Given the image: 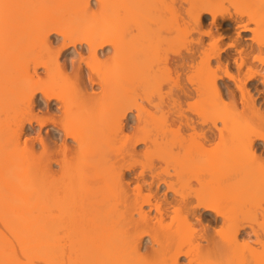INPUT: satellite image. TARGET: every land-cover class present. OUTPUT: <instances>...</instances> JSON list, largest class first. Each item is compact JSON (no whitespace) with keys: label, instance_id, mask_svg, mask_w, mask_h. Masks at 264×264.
<instances>
[{"label":"bare ground","instance_id":"6f19581e","mask_svg":"<svg viewBox=\"0 0 264 264\" xmlns=\"http://www.w3.org/2000/svg\"><path fill=\"white\" fill-rule=\"evenodd\" d=\"M93 1L0 0V264H264V240L251 217L253 210L264 214V156L257 153H264V90L259 88L264 86V32L258 36L248 23L264 21V5L257 4L264 0H248L255 4L234 14L224 10L229 0H184L186 14L200 32L209 17L212 29L199 33L187 52L169 57L166 68L160 64L163 57L156 59L162 56L156 34L165 21L160 11L165 0ZM143 14L154 19L129 20ZM245 17L248 22L243 23ZM233 27L238 35L228 45L234 52H227L225 34ZM247 31L253 37L241 35ZM205 36L213 38L208 45ZM79 46L90 58L79 52L71 67L61 63V55ZM157 61L161 72L166 69L171 76L165 137L150 134L143 123L153 112L135 103L129 91L138 82L149 88L145 95L151 98L148 93L160 71ZM141 65L146 70L138 72ZM96 85L99 92L92 90ZM39 96L46 117L36 113ZM111 96L114 103L95 106ZM215 99L223 101L221 106ZM230 104L233 111H227ZM55 108L59 119L51 114ZM133 114L137 125L131 124ZM46 120L64 131V137L54 140L57 148L46 151L43 138L40 153L22 145L27 126ZM124 132L122 152L106 149L107 143L116 147V135ZM141 144L147 146V157L157 155L165 164L184 168L174 173L183 182L174 180L179 185L199 182L198 191L195 186L185 189L189 196L196 190L194 198L177 195L179 186L169 181L175 175L166 166L150 175L141 168L134 172L133 157ZM51 157L60 167L56 173ZM226 183L233 201L249 207L250 225L241 219L244 211L223 210L226 205L220 201H231L229 196L219 199ZM179 216L191 228L190 221L199 223L203 228L194 227L203 230L197 232L207 244L191 236L193 242H188L185 234L184 240L177 231H183L182 219L174 228ZM167 217L173 222L168 224ZM219 223L222 228L216 229ZM198 235H193L196 240ZM146 237L150 240L144 250Z\"/></svg>","mask_w":264,"mask_h":264},{"label":"rangeland","instance_id":"374dc122","mask_svg":"<svg viewBox=\"0 0 264 264\" xmlns=\"http://www.w3.org/2000/svg\"><path fill=\"white\" fill-rule=\"evenodd\" d=\"M95 1V0H94ZM93 1V2H94ZM186 1V0H185ZM184 0H165V7H163L160 11H161V13L163 14V13H165V14H163V15H165V23L163 22V23H160V24H158V26H159V28H157V29H159L158 30V32H157V38H158V47H159V49H160V55H162V56H158V57H156V59L157 58H160L161 59V57H163L161 60V63L160 64H162V63H165V68H166V64H167V62L172 58V57H174V56H176V54L178 53V52H180L181 53V51H182V53H185V52H187L189 49H191V47H194L195 45H194V43L196 42L195 41V39L196 38H198V36L200 35L199 33H201V35H202V33L205 31V30H211L212 29V24H211V19H210V17H209V19H207V21L205 22V24L203 25V32H200L201 30V28L199 27V25H197V24H195V22H191V20L192 19H190L188 16H187V14H186V11H185V9H186V7L188 6L187 5V2H185ZM223 1V0H222ZM227 1V0H226ZM238 0H234L233 1V3L235 2H237ZM250 1V0H249ZM248 0H247V4L245 3V4H241V2H240V4L241 5H235V4H232V0H229V3H223V7H224V10H226L227 8H228V10L230 11V13H236L235 11L236 10H242L241 8H246V7H250V6H252V5H254L255 3L254 2H257V0L256 1H254V2H249ZM259 1H261V0H259ZM96 2V1H95ZM94 2V3H95ZM150 2V1H149ZM225 2V1H224ZM249 2V3H248ZM258 4V6H263L264 5V1H261V2H259V3H257ZM238 6V7H237ZM262 8H264V6L262 7ZM228 10H226V12L228 11ZM184 12H185V14H184ZM229 13V12H228ZM107 14V13H106ZM140 14H142V13H140ZM138 15V14H137ZM144 15V14H143ZM183 15V16H182ZM185 15V16H184ZM108 16V15H107ZM104 18H107V17H105V15H104ZM246 18V17H245ZM244 18V19H245ZM149 19H151L150 21H152L153 19H154V17H153V19L152 18H149V16H133V17H131L129 20H134V21H139V22H141V21H149ZM156 19V18H155ZM248 18H246L245 19V21L243 22V23H246V22H248V20H247ZM149 21V22H150ZM193 21V20H192ZM130 22V21H129ZM147 23V22H146ZM210 25H209V24ZM249 26H250V28H252V29H256V34L259 36V35H261L263 32H264V28H262V27H264V21L262 20V22L260 21H258L257 23L255 22V21H251V20H249ZM260 23V24H259ZM142 24V23H141ZM152 24H153V22H152ZM156 24V23H155ZM130 26V28H132L133 26L131 25V23L129 24ZM153 26V25H152ZM259 26V27H258ZM135 28H136V26H134ZM133 27V28H134ZM153 27H155V26H153ZM210 28V29H209ZM260 29H262V30H260ZM156 30V29H155ZM213 32H214V34L215 35H217V32H216V30H215V28H213ZM134 31H136V29L134 30ZM161 31V32H160ZM253 34H254V32H252V31H247V32H243V33H241V35H245V36H252L253 37ZM264 34V33H263ZM226 35V37H225V40H224V43H223V46H225V48H227L228 50H227V52H229V51H232L233 50V52H234V49L233 48H231V47H229V43L232 41V38L231 37H233V36H236V35H238L237 34V30L235 29V27H233V28H231L229 31H227V33L225 34ZM55 36H53V38H54ZM156 37V36H155ZM57 38H60V37H57ZM155 39V38H154ZM204 39H205V45H208L211 41H212V37H208V36H205L204 37ZM60 40V39H59ZM156 40V39H155ZM155 42V41H154ZM56 44V43H55ZM56 45H60V43H57ZM55 45V46H56ZM154 45H156V44H154ZM155 47V46H154ZM153 48V47H152ZM158 49V48H157ZM87 50H86V48L85 49H83L81 46H79L78 47V49H74V48H72V49H70L69 51H67L66 53H65V55H61V57H60V60H61V63H65V62H68L69 63V65H70V67L72 66V60L73 61H78L77 59H78V57H79V52L81 53V52H83V54H85L84 56H87V57H89V55H88V53L86 52ZM158 52V53H159ZM175 52V53H174ZM175 54V55H174ZM164 55V56H163ZM173 55V56H172ZM86 57V58H87ZM164 57H165V59H164ZM169 57H170V59H169ZM72 58H74V59H72ZM90 58V57H89ZM71 60V61H70ZM164 60H165V62H164ZM168 60V61H167ZM115 61H117V60H115ZM115 61H111V62H115ZM110 62V63H111ZM118 62V61H117ZM109 63V65L107 66V67H110V65H111V67H112V64L113 63H111L110 64ZM144 64V63H143ZM159 64V61H157V66H158V69L156 68V66H155V69H157V70H160V71H158V77H156L155 79H154V86H152V88H150L151 90H152V92H150V93H148L150 96H151V98L147 95H145V93H146V91L148 90L149 91V88L148 87H144V86H140L139 84H136V83H138V82H136L135 84H130L129 86V91H130V96L132 97V98H134L133 96H135V98L133 99V101L135 102V103H137V104H144V106H146V107H150V109H151V111L153 112H151L152 114L149 116V118L147 119V121L146 122H144L143 124H147V126H149V131L151 132V131H153V132H151L150 134L151 135H153L154 136V134H156L157 135V137L159 136V137H161V136H163V137H165V106H166V102H168L169 100V96H168V92H169V85H171L170 83V77L171 76H169L170 74L168 73V71L166 70V69H164V71L163 72H161L163 69H162V67H164V64H162V65H160ZM83 65H85V64H83ZM148 65V64H147ZM147 65L145 66V67H147ZM156 65V64H155ZM114 66V65H113ZM144 65H141V69L138 71V72H141V70L143 71V69H144V67H143ZM149 66V65H148ZM162 66V67H161ZM86 67V66H85ZM152 67H153V64H152ZM88 70V69H87ZM144 70H146V68L144 69ZM169 74H167V73ZM38 73L40 74V76L39 77H41L42 79L44 78V70L42 69V68H40L39 69V71H38ZM159 73H161V74H159ZM185 73V72H184ZM183 73V75L182 76H184L183 77V79H182V81H184V82H186V73L184 74ZM175 75V74H174ZM173 74H172V76L173 77H176V75L174 76ZM185 78V79H184ZM112 80V79H111ZM181 81V82H182ZM135 82V81H134ZM255 83H257V81H255ZM169 84V85H168ZM231 84H233L232 82H231ZM136 85V86H135ZM137 85H138V87H137ZM97 86V87H96ZM95 86V88L94 89H92V90H95V89H97V90H95L96 92H99L100 90H101V86L100 85H96ZM168 86V87H167ZM133 88H134V90H133ZM145 88H146V91H145ZM259 88L261 89V90H264V86L263 85H259ZM136 90V91H135ZM133 91V92H132ZM144 92V93H143ZM135 93V94H134ZM143 96H142V95ZM142 97H143V99H142ZM42 98H41V96H39V103L38 104H40L41 103V105H38L36 108H37V110H36V113H39L38 115L40 116V117H46L47 116V110L44 108V103H42V102H44L43 100H41ZM112 99V100H111ZM111 99H109L108 101H105V100H98V101H96V103H95V106H98V107H103L104 106V104H107V105H110L109 103H114L115 101H116V97H114V99L112 98V96H111ZM113 100H114V102H113ZM139 101V103H138V101ZM145 100V101H144ZM218 99H215V101L217 102V106H218V104H220L221 102L223 103V101L222 100H218ZM260 100V99H259ZM137 101V102H136ZM147 101V102H146ZM191 101H192V99H191ZM190 101V102H191ZM193 101H195V100H193ZM261 101H262V99H261ZM148 102H149V105H148ZM216 102H214L213 101V103H215L216 104ZM226 102H227V100H226ZM150 103H152V104H150ZM166 103V104H165ZM221 103V104H222ZM53 104H55V105H58L59 103H56V102H53ZM221 104L219 105V106H221ZM103 105V106H102ZM106 105V106H107ZM157 105V106H156ZM159 105V106H158ZM228 105V104H227ZM231 105V104H230ZM56 107V106H55ZM148 107V108H149ZM158 107V108H157ZM159 107H160V109H159ZM228 107V106H227ZM226 107V108H227ZM39 108V109H38ZM226 108H225V110H223L222 108H220V112H227V111H233L234 109V107L231 105L229 108L230 109H228L227 108V111H226ZM241 105L239 106V109L241 110ZM45 109V110H44ZM53 110V109H52ZM57 111H59V109H54V112L52 113L51 112V114H53V117L55 118H57V119H59L58 117H60V111L59 112H57ZM218 111V112H219ZM56 112V113H55ZM135 113H137V110H135L134 111ZM217 112V113H218ZM55 113V114H54ZM134 113V114H135ZM191 113V112H190ZM217 113H215V114H217ZM57 114H59V115H57ZM132 115L133 116V121L131 122V124H134L133 122H135V124L137 125V123H138V120L135 118V115ZM219 114H221V113H219ZM246 114V113H245ZM248 114V113H247ZM45 115V116H44ZM56 115V116H55ZM68 116H70V115H68ZM72 116H73V114H72ZM72 116H70V117H72ZM193 116V115H192ZM213 116V115H212ZM220 116V115H219ZM219 116H217V117H219ZM214 117V116H213ZM55 118V119H56ZM136 120V121H135ZM209 120H210V118H209ZM209 120H208V122H209ZM213 120V119H212ZM215 120V119H214ZM213 120V121H214ZM53 121V122H52ZM46 120L44 123H43V125H40L39 123H37V122H34L32 125H28L27 126V129L24 131L25 133H23V135H22V138H21V140H22V145H28L30 148L31 147H33L34 148V150H36L37 151V153H40V152H42L43 150H44V146H42L41 145V138H43L42 140H44V142H45V149H46V151H48V152H51V150H54V148L53 147H55L54 146V144H56V142H54V140H55V138H57V137H59V138H62V137H64V131L60 128V126L59 125H57V123L54 121V120ZM213 121H211V122H213ZM216 121H217V119H216ZM217 123H218V126H222V123L219 121V119H218V121H217ZM219 123H221V125L219 124ZM134 124V125H135ZM142 124V125H143ZM166 127H167V124H166ZM175 128V127H174ZM148 129V128H147ZM126 132H129V131H126ZM126 132H124L123 134L122 133H118L117 135H116V138L115 137H113V136H111L112 137V139L113 138H115V143H116V147H114V143L113 144H109L110 145V147H111V145H112V147H111V149H110V147H109V145H108V143H107V148L106 149H109V151H111L112 150V152H115V151H113V150H116V153H120V152H122L123 150H124V147H123V145H124V143H123V137H124V134H127ZM186 133V132H185ZM162 134V135H161ZM187 134H189L188 132H187ZM60 135V136H59ZM46 140V141H45ZM53 141V142H52ZM67 141H68V143L70 144H72L73 142H72V139H67ZM63 141H61L60 143H62ZM56 148H57V146H56ZM55 148V149H56ZM145 148V149H144ZM123 149V150H122ZM146 150L147 149V146L145 145V144H141V145H137L136 146V151H137V153L135 154L136 156L135 157H133L134 158V160L133 161H137L136 163H135V173L136 172H138L139 170H140V168H141V170L143 169H145L147 172H145L146 173V175L149 173V175H150V173L151 172H153V169L154 170H158V171H160V170H162V171H165L166 169H164V167L166 166V168H167V171H171V172H169V173H171V176H173V175H175V176H177L179 173H182V171L184 170V168H179V167H176V163H174L175 164V166H173L172 164H171V166H170V162L167 164V162H166V164L168 165V167H167V165L165 164V158L163 159V158H161V156H159L161 159H157V155H155L153 158L151 157H147L145 154H143L144 153V150ZM122 150V151H121ZM118 151V152H117ZM139 152V153H138ZM52 153V152H51ZM258 153V155L259 154H261V156L263 155L264 156V153L263 152H257ZM143 154V155H142ZM151 154V153H150ZM247 154H250V153H246L245 155H247ZM144 155H145V157H144ZM140 156V157H139ZM143 158H142V157ZM157 156V157H156ZM262 156V157H263ZM56 157V156H55ZM55 157H51V159H52V161H51V169H52V171L54 172L55 171V173H56V171H59L60 170V167H59V164L58 163H56V159H55ZM163 157V156H162ZM135 158H137V159H135ZM149 158V159H148ZM129 159V158H128ZM127 158H126V160H128ZM130 159V160H131ZM142 160V162H141V160ZM148 159V160H147ZM140 160V161H139ZM144 160V161H143ZM227 160V159H226ZM50 161V160H49ZM132 161V162H133ZM146 161V162H145ZM148 161V162H147ZM141 162V163H140ZM152 162V163H151ZM226 163H230L229 162V159L227 160V162ZM142 164V165H141ZM148 165V166H147ZM152 165V166H151ZM154 166V167H153ZM179 166V165H178ZM162 167H163V169H162ZM173 167H175L176 169H174ZM180 167H182V166H180ZM59 168V169H58ZM156 168H158V169H156ZM177 168H178V171H177ZM144 170V171H145ZM151 171V172H150ZM178 173H177V172ZM176 172V174H174ZM133 174V176L134 175H136V174ZM158 173V172H157ZM160 173V172H159ZM148 175V176H149ZM175 176H173V177H170V180L169 181H171V179L173 180V183H174V185H176V186H179V187H177L176 189H180L179 190V193L177 194L178 196H179V194H180V196L179 197H181L182 195H184L185 193H186V195L190 198V197H192L193 196V194L196 192V190H195V192L193 193L191 190H189V191H191V196H189L190 194H187V193H189V192H185V189L187 188V189H193V188H195V187H197V191L199 190L198 188H200L201 186H200V184H198L199 182H197V180L196 179H191L190 180V182L189 181H187L189 184L191 183V185L193 186H188L189 184H186V186H185V188L183 187L184 185H182L183 184V182L180 180V178L177 176V177H175ZM169 179V178H168ZM174 180H180L179 182H182V188H181V185H179L178 183V181H174ZM189 180V179H188ZM193 180V181H192ZM176 182H178V183H176ZM184 182H186V181H184ZM176 183V184H175ZM178 184V185H177ZM133 185V184H132ZM164 187H162L163 188V190H161L160 191V196L162 195H164V193H165V185H163ZM175 186V187H176ZM195 186V187H194ZM225 187H223V188H225V189H221L220 190V193L218 192V194H219V199L220 200H223L222 198H224L225 197V199H228L229 197L231 198V194L229 195V185L226 183L225 185H224ZM188 187H191V188H188ZM187 189H186V191H187ZM196 189V188H195ZM228 189V190H227ZM194 190V189H193ZM148 191V190H147ZM146 191V192H147ZM181 191H183V193L181 192ZM181 192V193H180ZM176 193H173V192H170V197H172L173 199H177L178 198V196L177 195H175ZM196 194V193H195ZM218 194L216 195L217 197H218ZM229 196V197H228ZM175 197H177V198H175ZM163 198H164V196H163ZM192 198H194V197H192ZM192 198H190V199H192ZM233 198L234 197H232L231 198V201H229V200H226V201H228V202H222V201H220L221 203H222V206H223V203L226 205V206H224V208L225 209H223V207H222V209L223 210H225V211H229V212H235V211H244V215L243 216H241V219L243 220V222H245L244 224L246 225H250V223H249V221H251L250 219H249V217L247 216V214H246V212H245V210L246 209H249V207L247 206V205H243L242 204V202H240V200H238V201H235L236 199H234V201H233ZM178 199H180V198H178ZM224 199V200H225ZM172 200V199H171ZM223 200V201H224ZM216 204L218 203V200L216 199ZM234 203H233V202ZM219 202V203H220ZM230 202H232L233 203V205H232V203H230ZM236 202H239V204L238 203H236ZM215 204V205H216ZM238 204V205H237ZM218 205V204H217ZM175 206L177 207V205L175 204ZM221 206V205H220ZM219 206V207H220ZM234 206V207H233ZM242 206V207H241ZM218 207V206H217ZM175 208V207H174ZM236 208V210L234 211V209ZM241 208H242V210H241ZM146 209L147 210H149V207H146ZM221 209V208H220ZM227 209V210H226ZM238 209V210H237ZM173 207H171V211L173 212ZM222 210V211H223ZM261 210V209H260ZM169 211H170V209H169ZM170 211V212H171ZM227 211V212H228ZM247 211V210H246ZM250 211V210H249ZM171 212V213H172ZM153 215L154 214H156V211L155 210H153ZM247 213H248V211H247ZM251 214H252V224L254 225L253 227H255V228H257V229H259V230H261V238H263V240H264V214H263V212H261V211H258L257 210V212L255 211L254 212V210L251 212ZM250 215V214H249ZM247 217H248V219H247ZM170 219V220H169ZM178 220L179 219H182V225H181V223H180V225L183 227V231H182V229H181V227H180V229H177V231L178 230H181L180 232H179V234L181 233L182 235H188L187 236V238L189 237V236H191V239L192 240H195V242L196 241H198V242H200V243H204V244H207V241H206V239H203L202 238V236H200L201 235V233L199 234V232H197V231H199V230H202V229H196L195 227H197V228H203L201 225H199V223H196L195 221H193L192 219V221H190V222H192V228L191 227H189V225H190V223L189 222H184V220H183V218H182V216H179L178 218H177ZM173 222L172 220H171V217H167V219H166V222L169 224V222ZM177 221V220H176ZM174 222L175 224L177 223H179L180 222V220L179 221H177V222ZM194 222V223H193ZM188 223V224H187ZM171 224V223H170ZM177 224L176 225H174V228L176 229L177 228ZM173 225H172V227H173ZM179 225V226H180ZM186 225V226H185ZM187 225H188V227H187ZM198 225V226H197ZM176 226V227H175ZM178 226V227H179ZM191 226V225H190ZM195 226V227H194ZM215 227H216V229H219V228H222V226H221V224L219 223V224H215L214 225ZM248 227V226H247ZM248 228H250V226L248 227ZM185 229V230H184ZM192 229V230H191ZM196 229V231H194ZM226 229H228V228H226ZM186 230L188 231L187 233H186ZM250 230V229H249ZM192 231V232H191ZM203 231V230H202ZM223 231V230H222ZM231 231V230H230ZM193 233L192 235H189L190 233ZM195 232H197V234L195 233ZM201 232V231H200ZM224 233L226 232L225 230L223 231ZM222 232V233H223ZM227 232H228V230H227ZM178 233V232H177ZM163 235H165V232H163L162 233ZM180 234V235H181ZM199 234V235H198ZM185 235H184V240H187L186 238H185ZM196 235H198V237H196L197 238V240L194 238V236ZM181 237H183V236H181ZM201 237V238H200ZM190 238V237H189ZM188 238V239H189ZM200 238V239H199ZM255 238V237H254ZM201 239H203L202 241H201ZM241 239H243V238H241ZM148 240H150V238L148 237H146V239H145V241H144V250L146 249V247L149 245L147 242H148ZM188 242H193V241H190V239H189V241ZM206 242V243H205ZM148 244V245H147ZM255 246H256V244L255 243H253V247L255 248ZM256 248H257V246H256ZM163 257V256H162ZM185 260H186V258L185 257H183L182 259H181V261L182 262H185Z\"/></svg>","mask_w":264,"mask_h":264}]
</instances>
